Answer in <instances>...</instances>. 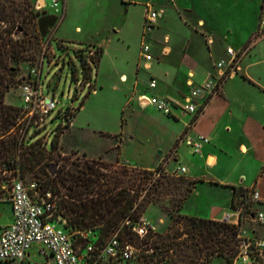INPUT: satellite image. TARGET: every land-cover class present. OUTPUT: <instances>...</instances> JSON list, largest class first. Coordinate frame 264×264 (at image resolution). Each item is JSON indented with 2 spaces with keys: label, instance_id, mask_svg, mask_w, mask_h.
Instances as JSON below:
<instances>
[{
  "label": "rangeland",
  "instance_id": "1",
  "mask_svg": "<svg viewBox=\"0 0 264 264\" xmlns=\"http://www.w3.org/2000/svg\"><path fill=\"white\" fill-rule=\"evenodd\" d=\"M38 1L31 0L35 10L40 11L43 16L52 14L51 0H46L45 8L41 7L44 4L42 0L39 2L40 5H38ZM260 1L175 0V3L170 5V0H141V6H139V4H135V1L127 0V6H124L120 0H67L66 18L61 23L59 32L58 29L55 32V27H58L56 25L49 28V32L43 40V55L40 56L38 64L34 66H31L29 63L21 65L18 77H23L24 80L9 91L6 95V103L21 107L20 86L24 82L32 81L34 79L31 73L32 70H39L40 68V84L43 92L49 95L55 94L59 101L58 109L66 107L68 103L73 102L74 108L78 110L83 103V108L77 112L74 121L75 126L66 132V136L63 139L62 144L65 150H61L58 147L55 151L59 154L58 164L55 161L49 164L53 163L60 167L67 163L68 168L66 170L70 169L72 171L90 166L96 173L100 174L98 184L102 186V189L117 191L119 188H128L130 189V193L139 195L138 203L146 197L151 204H148L146 208L142 206L143 213L140 218L149 219L156 226V236L150 242L160 245L159 251H164L162 245L174 242L178 245L184 241H188L189 235L186 231L184 220L177 227L172 228L170 214L174 216L180 215L178 213L179 206L182 197L191 186V182L183 175L178 174L176 169L179 166L176 167L177 164L173 165L171 163V166L166 171L162 166L143 168L135 165V163L141 162V157L140 159H134L136 154L141 153V149L145 150V157L149 156V151L143 148L141 144V125L138 127L140 110L134 112L129 129L131 131L134 127L138 128L139 135L136 137V143L132 145L131 139L133 136L126 135L128 143L126 156L130 160L129 162L121 158H115L113 154H108L109 156L107 155V157H92L88 155H97L105 150L108 145L115 141L116 137L114 135L118 133V129L120 128L119 120L122 107L127 99L125 97L127 84H122L116 80L115 74L127 68L126 66L132 63L136 57L140 37L142 40L143 14L147 3L156 9L159 8L158 4H164L166 7L162 19L164 21L163 26L157 32L148 36L149 39L147 41L158 50L160 45H162L161 37L165 33L170 35L172 44L179 46H181L186 36H190L193 41L197 42L196 46L199 51H195L196 55L194 56L197 60L202 61L206 53L203 41L201 38L194 36L190 30L197 25L198 20L202 19L205 22V28L212 34L211 36L216 46L221 44L222 37L226 31L224 18L229 19L225 14V8L230 6V4H235L236 8L239 7L242 13L240 19H237L236 22L234 17L230 19L237 25L245 27L254 22L255 16L260 10ZM178 7L184 9V11H178ZM261 10L264 13V8ZM58 23L59 20L57 25ZM75 26H80L82 33H76L74 31ZM113 26L120 29L121 33L119 35L112 32ZM59 34L69 39L62 43L59 40ZM95 43L101 44L106 49L103 65L99 70L98 66L102 56V49L100 52L98 49L101 47L93 45ZM179 46H176V58L179 56ZM90 49L94 52V55L89 57L92 65L87 63L81 53L86 54ZM76 52H78V56ZM97 70L102 88H99L97 94H90L91 90L95 89L94 84ZM78 81L81 82L80 89L83 88V91L77 95L75 88ZM88 85L89 90L84 88ZM127 112L128 110H126ZM54 115L55 113L52 117ZM196 118H193L190 123L191 125L195 123ZM205 126L207 127V125ZM52 128L53 126H49L47 131L51 132ZM172 129L175 132V127ZM106 132L111 135L107 136ZM44 133H38L37 136L35 135V138L40 137L44 142ZM144 134L147 137L146 133ZM52 138L53 136L49 139V147ZM153 140L152 144L154 145L157 141L156 139ZM171 142L172 137H168L163 142L164 147L167 148ZM230 144L232 147H235L233 141ZM188 149V147H185L181 156L186 159L188 164H193L198 170L201 169L203 162L200 159L191 158ZM173 154L172 151L169 155L172 156ZM64 157H66L65 160H63ZM67 157H70V159H67ZM165 161H169L168 157ZM142 162H145V160ZM40 165H37L34 171L22 177V181L27 188H30L35 183L38 184L39 188L40 183L44 181L45 176L43 175L42 168L39 169ZM256 166L257 163L254 158L250 156L243 157L240 152L233 151L230 156L220 161L214 172L224 176L231 171L235 178L239 174H245L251 180ZM35 172L37 175H34ZM156 172H159L160 176L154 179L152 178V173ZM200 172H203L202 174L208 177L209 173L206 170L201 169ZM4 175L2 174L1 176L4 177ZM92 177L93 179H97L96 175ZM11 185V181L0 180V230L10 222ZM57 187L59 188L60 185L58 184ZM251 190L253 188H248V192ZM30 191L33 195L42 196L41 191L37 190V188H30ZM65 191L66 189L63 188L62 193H65ZM49 192L52 194L51 191ZM53 197L55 200H59L58 195H54ZM60 197H63V194ZM247 209L248 213L245 215L242 213L238 222L233 224L237 227L238 233L244 234V232L249 233L251 230H254L257 234H264V225L258 223L255 220V216H249V211L252 213L258 212L259 206L257 203L248 204ZM260 211L264 213V206L260 208ZM56 219L57 222H65L63 218L58 219L56 216ZM122 227L121 225L117 229L110 228L108 231H102L98 226L94 230L83 232H92V236H95L100 244H104L114 233L119 232L120 234ZM255 228H258V230H255ZM176 231L180 235L182 234V236L176 237V240L170 239L169 237L172 238V235ZM81 233L72 234L70 232L77 247L83 246L86 242ZM226 234V231L222 230L217 239H214L215 237L212 240L207 239L206 241L200 239L196 246L191 243L185 244L177 252L170 253L169 256L174 261H177L180 258L178 256L179 253H186L187 261L190 258H194V264H204L207 259H210V264H226V259L223 255H229L230 253L227 250L228 247L222 241L226 237ZM229 237L232 238V235L230 234ZM121 242L125 243L123 240ZM129 243L138 252L142 251L145 247L143 242L140 243V240L133 236ZM231 244L235 245L236 248V237L233 238ZM191 246L195 251L190 248ZM156 257L161 259L163 257L162 252H159ZM29 259V264H40L45 261V257L38 254L36 246L32 248ZM162 259L157 264H166L168 257L166 256ZM263 261V259L255 261L253 258L246 260L239 258L237 262L242 264H264Z\"/></svg>",
  "mask_w": 264,
  "mask_h": 264
},
{
  "label": "crops",
  "instance_id": "2",
  "mask_svg": "<svg viewBox=\"0 0 264 264\" xmlns=\"http://www.w3.org/2000/svg\"><path fill=\"white\" fill-rule=\"evenodd\" d=\"M120 1L124 6H127V0ZM132 1L141 6V0ZM39 2L40 0L38 5H40ZM42 2L44 4L41 7L45 8L46 0H42ZM59 2L57 10L51 7L52 14L56 15L59 20L55 32L57 29L59 32L61 23L66 18L67 0H59ZM174 3L175 0H170V5ZM260 3V10L257 12L254 22L245 27L237 25L230 19L234 17L235 22L237 19L239 20L242 16L241 9L236 8L235 4L226 7L225 14L229 17V19L224 18L226 31L221 44L216 46L212 34L205 28V22L199 19L197 25L190 30L194 36L201 38L203 41L206 53L202 61L197 60L194 56L196 55L195 51H198L197 42L193 41L190 36H186L181 46H179L172 44L170 35L165 33L161 37L162 45L158 50L149 43L154 59L149 63H145L140 55V37L137 54L133 62L128 64L122 72L115 74L116 80L122 84H127L125 96L127 99L122 107L119 120L120 128L118 133L114 135L116 139L100 154L88 155L107 157L108 154H113L115 158H121L129 162L130 160L126 156L128 146L126 135L133 136L131 139L132 145L136 143V137L139 135L138 128L134 127L131 131L129 129L134 112L140 110L138 127L141 125V144L143 148L149 151V156L145 157V150L141 149V153L134 156V159H140L141 157V162L135 163V165L143 168L162 166L166 171L173 163V165L177 164L176 167H186L187 170L183 174L186 179L199 181L183 201L178 211L180 215L218 222L226 221L227 217L230 216L229 222L237 223L239 218L234 213L233 203L236 207L238 202L247 194L248 188H253L259 192L262 202L257 203L259 206L258 212H262L260 208L264 206V35H259L258 30L264 0H261ZM147 5L150 4L147 3ZM158 5V9L152 7L160 15L155 29L149 36L157 32L164 24L162 19L166 7L164 4ZM178 8V11H184V9ZM74 31L78 34L82 33L80 26H75ZM112 32L117 35L121 33L116 26L112 27ZM59 37L62 43L69 39L64 35L60 36V34ZM93 45L102 49L99 70L103 65L106 49L101 44L95 43ZM176 46H179L180 49L177 58ZM247 46L250 47L249 51L242 58L238 72L227 79L220 87L219 92L211 97L204 110L196 118L193 126L186 133L184 140L181 139V135L192 122L194 116L187 112L183 113L181 109H176L172 116H166L147 103L146 98L157 97L178 105H184L186 99L191 98V93L196 87L203 84L210 74H217L214 65L221 60H228L227 48L240 50ZM98 70L94 84L95 91L90 94H97L99 88H102ZM152 79H155L157 83L154 89L149 87V82ZM196 101L200 102L202 98L196 99ZM82 108L83 105L80 109ZM126 110H128L127 113ZM75 118L60 139L61 150H65L62 142L66 132L75 126ZM173 127H175V132L172 129ZM105 134L107 136L111 135L107 132ZM200 136L207 138L208 142L202 143L199 152L195 153L194 146L188 145L186 139L197 141ZM168 137H172V142L165 148L163 142ZM153 139L157 141L154 145L152 144ZM179 139L180 143L177 145ZM232 141L235 143V147L231 146ZM185 147L189 148L191 158L200 159L203 162L201 169L209 173L208 177L200 172L201 169L198 170L193 164H188L186 159L181 156ZM172 151L174 154L170 156L169 154ZM233 151L240 152L243 157L250 156L256 160L257 166L251 180L245 174H239L235 178L231 171L224 176L214 172L220 161L230 156ZM167 157L169 161H165ZM144 160L145 162H142ZM9 211L11 222V204ZM255 230H258V228H255ZM244 235L264 239V234H257L254 230L249 233L244 232ZM30 256L31 252L28 257ZM27 261H30V259L28 258ZM44 263L51 264V261L46 258ZM40 264H43V262ZM235 264L242 263L235 262Z\"/></svg>",
  "mask_w": 264,
  "mask_h": 264
},
{
  "label": "trees",
  "instance_id": "3",
  "mask_svg": "<svg viewBox=\"0 0 264 264\" xmlns=\"http://www.w3.org/2000/svg\"><path fill=\"white\" fill-rule=\"evenodd\" d=\"M57 22L56 15L43 16L40 11L35 10L31 0H0V180L11 181L16 175L22 178L41 164L39 169L42 168L45 179L40 183L38 190L42 194L52 192V201L56 204L54 215L65 219L64 223L59 222V224L67 233L79 234L86 230H94L98 226L102 231H108L110 228L117 229L122 225L120 238L123 242L129 243L135 235L131 230L132 224L125 223L126 218L131 219L132 222L138 221L143 213L142 206L146 208L151 202L145 197L138 203L139 195L130 193L128 188H119L117 191L102 189V186L98 184L100 174L90 166L72 171L66 170L68 164L65 163L58 168L54 177L50 176L47 166L52 161L58 164L59 154L55 151L58 147L60 148V138L69 126L62 135H56L52 139L47 149L40 137L35 138L38 133L28 135L30 130L23 120L22 108L7 104L5 100L9 91L24 80L23 77H18L21 65L38 64L40 56L43 55V40L49 28L54 27ZM98 50L101 52V48ZM82 105L83 103L80 108ZM193 124L185 129L181 139L185 137ZM179 141L180 139L177 145ZM54 154L57 156L54 157ZM2 174H5L4 177L1 176ZM34 175H37L36 172ZM93 175H96L97 179H93ZM189 182L191 186L182 197L179 209L199 181L189 180ZM63 188L66 189L65 193H62ZM61 194L63 197H60ZM54 195H58L59 200H55ZM233 207L235 208L234 203ZM246 213H248L247 206L243 211L244 215ZM254 215L255 213L249 211L250 217ZM170 217L172 228L177 227L184 220L189 235L188 241L178 245L175 242L162 245L164 251H159L160 245L150 242L156 234L149 235L141 242L145 245L144 251L151 249L153 252L150 255H143V264H157L166 256L169 259L166 261L171 264H194V258L187 261L186 253H179L180 258L177 261H174L169 254L177 252L181 246L188 243L196 246L200 239L202 241L212 240L213 237L217 239L222 230L227 233L222 241L230 252L229 255L223 256L226 264L234 263L237 250L231 242L238 235L235 225L183 215L170 214ZM69 230L71 231L68 232ZM177 231L172 238H169L176 240V237H181L182 234L180 235ZM230 234L232 238L229 237ZM190 248L195 251L192 246ZM159 252L163 255L161 259L156 257ZM204 264H210V259H207Z\"/></svg>",
  "mask_w": 264,
  "mask_h": 264
},
{
  "label": "built area",
  "instance_id": "4",
  "mask_svg": "<svg viewBox=\"0 0 264 264\" xmlns=\"http://www.w3.org/2000/svg\"><path fill=\"white\" fill-rule=\"evenodd\" d=\"M59 0H52L51 7L55 10L59 7ZM160 13L147 5L144 14L143 32L141 40L140 55L145 63L151 62L154 57L151 53V46L147 41L149 34L155 29L157 19ZM259 35H264V13L260 16ZM249 46L240 50L227 48L226 53L228 60H221L214 65L217 74H210L208 79L196 87L191 98L186 99L184 105L160 99L157 97L146 98L147 103L152 105L157 111L166 116H172L176 109H181L183 113L187 112L194 117L199 115L205 108L208 101L219 92L222 84L238 70L242 58L249 51ZM81 52V51H78ZM76 52V55H78ZM88 64L92 65L89 57L94 55L93 50H88L86 54L81 52ZM33 69L34 79L30 82H24L20 86L21 108L24 115L23 120L29 127L31 133L45 132L44 143L49 148V139L62 133L70 126L76 116L77 109L74 108L73 102L66 107L58 109L59 101L55 94L49 95L43 92L40 84V71ZM80 83H76V94H81ZM156 80L149 82V87L156 88ZM89 90V85L84 87ZM95 91L92 89L91 92ZM144 98V97H141ZM202 101L197 102L196 99ZM55 115L52 117V115ZM53 126L51 132L47 129ZM52 138V139H53ZM186 139V138H185ZM208 139L200 136L197 141L186 139L188 145H193L195 153L199 152L202 143H207ZM57 154H54L56 157ZM59 165H57V169ZM186 167L179 166L176 171L178 174H185ZM160 176L159 172L153 173L152 178ZM11 209L12 221L0 230V264H29L27 259L34 246L37 252L46 258H49L51 264H143V255L152 254V250H142L138 252L130 243H122L119 232L114 233L104 244H100L92 232H82L81 235L86 242L83 246H78L73 241V235L67 233L59 222H57L55 211V202L52 201V195L48 191L42 196L33 195L31 189L38 190V184H32L27 188L19 175L14 176L11 180ZM261 197L258 191L251 190L244 195L234 208V213L238 218L242 215L245 206L250 203H259ZM264 202V201H263ZM255 220L264 225V213L256 212ZM61 219V217H57ZM230 216L226 222H229ZM126 224H132V232L135 237L141 241L149 235L157 233L156 226L146 218H140L136 222L126 218ZM231 223V222H230ZM236 224V223H232ZM92 236V237H90ZM237 254L234 261L238 259H258L264 260V240L249 237L244 234L236 236ZM43 264H49L44 263ZM166 264H171L166 262Z\"/></svg>",
  "mask_w": 264,
  "mask_h": 264
},
{
  "label": "water",
  "instance_id": "5",
  "mask_svg": "<svg viewBox=\"0 0 264 264\" xmlns=\"http://www.w3.org/2000/svg\"><path fill=\"white\" fill-rule=\"evenodd\" d=\"M47 171L50 174V176L54 177L56 175L57 172V165L56 164H49L47 166Z\"/></svg>",
  "mask_w": 264,
  "mask_h": 264
}]
</instances>
